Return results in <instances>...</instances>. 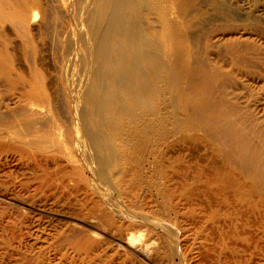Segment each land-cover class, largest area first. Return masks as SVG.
<instances>
[{"label": "bare ground", "instance_id": "1", "mask_svg": "<svg viewBox=\"0 0 264 264\" xmlns=\"http://www.w3.org/2000/svg\"><path fill=\"white\" fill-rule=\"evenodd\" d=\"M178 1L0 0V264H264V149L209 125Z\"/></svg>", "mask_w": 264, "mask_h": 264}, {"label": "rangeland", "instance_id": "2", "mask_svg": "<svg viewBox=\"0 0 264 264\" xmlns=\"http://www.w3.org/2000/svg\"><path fill=\"white\" fill-rule=\"evenodd\" d=\"M175 11L172 17L189 25L191 41L188 45L196 46L200 54H197L199 62L197 87L201 89L204 86L206 102L210 107H218L219 116L218 118L213 116L209 125L224 129L228 128L229 122L231 124L235 122L237 131L240 130L237 132L240 137H247L253 145H259L264 149V0H179ZM213 74L215 79L211 82ZM225 110H229V113ZM3 156L4 154L0 152V172L6 168ZM227 156L229 157L228 154ZM12 165L14 163L10 164L9 168H16ZM6 171L8 172V170L1 172L2 179L8 175ZM244 173L249 172L247 170ZM20 174L21 172H14L11 175L19 177ZM257 180L250 181L258 185L259 192H264V185H259ZM0 190V193L5 194L4 197H0V213L8 210L9 213H14L16 208L12 205L15 202L8 199L13 196L14 191L3 186L1 182ZM14 195L21 197L20 191H16ZM17 200L23 201L22 198ZM49 203L40 204L44 211L41 216L35 218L48 230L66 219V216L57 214L55 209H52L54 206ZM46 204L50 206L47 207ZM164 222L174 231L170 235L171 240L172 238L186 240L187 235L183 236L182 223L175 215L167 214ZM100 235L97 237L101 239ZM158 236L164 248L160 249L161 252L152 254L151 258L156 260V264H187L180 253V259L172 257L171 250L174 246L168 245L166 234L160 232ZM102 237L105 239V235ZM114 243V241L111 243L112 252L119 255L132 252L136 257L139 256L144 264H153L147 259L144 260L137 252L120 243L117 244L118 242L116 245Z\"/></svg>", "mask_w": 264, "mask_h": 264}]
</instances>
